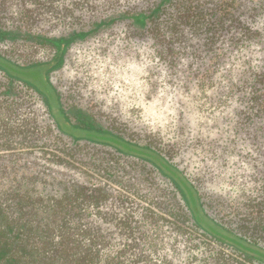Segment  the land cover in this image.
<instances>
[{
	"label": "rangeland",
	"instance_id": "rangeland-1",
	"mask_svg": "<svg viewBox=\"0 0 264 264\" xmlns=\"http://www.w3.org/2000/svg\"><path fill=\"white\" fill-rule=\"evenodd\" d=\"M88 1L79 9L73 4V9L66 8L72 0L1 2L0 157L14 151L7 149L6 142L19 141L22 149L15 153L21 156L17 167L23 171H63L67 178L99 180L111 196L100 202L99 213L92 210L88 218L102 226L106 237L123 242L139 233L116 228L122 220L133 224L143 219L184 222L182 203L173 197L174 185L163 173L167 158L197 186L217 223L233 232L244 231L264 249V232L255 226L264 227V171L252 161V146L244 134L237 137L231 152L234 135L230 125L238 120L237 116L231 120L238 104L228 100L226 89L217 88L221 73H210L213 85L208 76L192 77L183 65L170 69L159 60L152 32L138 31L126 17L70 41L57 56L56 46L73 34L82 36L90 29V21L128 7H153L158 0ZM247 1L248 7L263 6L262 13L249 21L264 29V0ZM226 43L231 41L226 39ZM56 56L50 67L48 63ZM37 64L46 66L34 68ZM40 91L46 94L56 119ZM5 93L19 99L17 114L9 110ZM224 100L230 102L228 106ZM182 110L188 115H181ZM58 123L65 132L58 129ZM13 126L19 131L15 135L10 134ZM203 127L211 139L226 147L217 159H209L210 152L202 151L197 143ZM96 131L115 133L132 146L94 141ZM74 137L80 142L76 147ZM36 142L45 143L31 147ZM134 144L149 146L157 154L140 151ZM54 153L68 155L65 161L56 162ZM167 209L175 216L165 213ZM202 245L206 253L220 250L216 243ZM187 255L185 251L182 257ZM239 260L241 264H264L252 257L237 259L235 264Z\"/></svg>",
	"mask_w": 264,
	"mask_h": 264
},
{
	"label": "trees",
	"instance_id": "trees-1",
	"mask_svg": "<svg viewBox=\"0 0 264 264\" xmlns=\"http://www.w3.org/2000/svg\"><path fill=\"white\" fill-rule=\"evenodd\" d=\"M2 1L0 9L4 6ZM86 3L89 1L72 0L66 8L79 9ZM248 3L247 0H158L153 7H128L123 12L90 21V29L82 36L73 34L56 46L57 56L70 41L84 38L115 23L116 19L129 18L138 31L152 32L159 60L170 69L183 65L184 71L194 74L192 77L200 75L204 79L208 76L207 80L212 84L210 73H221L223 79H217V88L222 92L226 89L228 100L242 106L236 107L231 119L238 117L230 125L234 135L231 152L234 154L237 137L244 134L245 141L252 146V161L260 163L264 171V29L256 28L249 21L262 13L263 6L248 7L251 6ZM226 39L231 43L227 45ZM256 44L261 47L257 48ZM255 53L261 56L256 57ZM57 56L48 63L50 67L56 63ZM44 66L37 64L34 68ZM39 72L35 70L34 75L37 77ZM40 92L55 118L46 94ZM5 95L11 107L9 110L17 114L15 108L19 109V99L10 93ZM228 100L223 101L226 106L230 103ZM183 113L188 115L186 110L180 111L181 115ZM57 127L65 132L59 123ZM77 128L83 130V127ZM219 129L218 126L217 131ZM204 130L203 127L197 143L202 145V151L210 152L209 159H217L226 147L215 138L211 139ZM10 131L12 135L19 132L14 126ZM96 133L94 141L132 146L110 131ZM74 138L73 147H76L80 142L78 137ZM14 142L5 143L9 145L8 150L14 151L0 157V168H4L0 171V264H235L237 259L246 260V257L264 263V249L256 240L249 239L244 231L233 232L217 223L207 211L197 186L167 158H164L167 171L163 173L174 185L173 197L182 203L184 222L153 223L143 219L133 224L128 219L122 220L114 224L116 228H128L131 234L139 233L123 242L106 237L102 226L88 218L92 210L99 213L100 202L111 196L105 185L99 180L90 183L80 178H67L63 171H23L22 166L17 167L21 156L15 153L22 149L19 143H23ZM44 143L30 144L36 147ZM133 146L157 154L149 146ZM73 147L70 150L73 151ZM66 155L54 153L55 161H65ZM237 155L240 154L237 152ZM164 212L175 216L170 209ZM255 226L264 232L259 223ZM189 229L192 232L186 237ZM212 243L220 250L206 253L202 244ZM185 251L188 255L182 257ZM241 262L239 260L237 264Z\"/></svg>",
	"mask_w": 264,
	"mask_h": 264
}]
</instances>
